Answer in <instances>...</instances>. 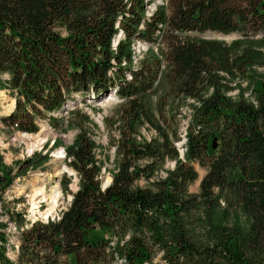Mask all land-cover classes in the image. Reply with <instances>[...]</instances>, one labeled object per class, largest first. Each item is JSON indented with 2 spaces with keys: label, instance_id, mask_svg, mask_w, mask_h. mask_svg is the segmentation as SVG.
Masks as SVG:
<instances>
[{
  "label": "trees",
  "instance_id": "1",
  "mask_svg": "<svg viewBox=\"0 0 264 264\" xmlns=\"http://www.w3.org/2000/svg\"><path fill=\"white\" fill-rule=\"evenodd\" d=\"M151 2L0 0V72L16 99L2 121L28 133L41 119L78 129L64 148L79 178L59 217L32 222L6 195L50 150L14 165L0 155V264H146L157 252L166 264H264V0H163L149 13ZM209 31L241 35L227 43ZM111 93L119 102L104 120L115 148L105 186L111 155H99L97 124L78 97ZM180 101L192 109L183 152ZM146 124L151 138L140 133ZM195 163L206 173L191 193Z\"/></svg>",
  "mask_w": 264,
  "mask_h": 264
},
{
  "label": "rangeland",
  "instance_id": "2",
  "mask_svg": "<svg viewBox=\"0 0 264 264\" xmlns=\"http://www.w3.org/2000/svg\"><path fill=\"white\" fill-rule=\"evenodd\" d=\"M163 0H152L149 5L150 12L156 7L157 4L162 3ZM241 34L232 32L228 34L219 32H207L204 34L207 38H215L227 43L232 42ZM140 45V46H139ZM137 52L144 51L146 45L137 43L135 46ZM9 79V74L0 72V155L3 157L4 162L9 165H14L17 161L26 159L34 152L43 151L46 153L50 150L51 159L41 168L31 170L25 177L16 179L13 186L8 190L6 198L10 207H16L17 210L25 212V216L33 221L42 219L47 221L49 218L59 217L65 209L68 208L73 198V193L79 187V178L77 173L68 166L66 154L64 153V146L72 143L78 129H69L68 131H58L50 126L46 119H41L39 122V131L36 133H28L19 130H14L5 125L2 118L8 116L15 108L16 99L10 94V90L6 87V81ZM80 108L87 113L90 118L97 124L90 125L93 137L99 144V155L105 160V154L111 155V159L105 162L103 168L104 184L109 183L112 179L109 168H114V147H110L107 129L105 128V118H112L115 120L118 112V98L114 93L109 94L108 97L92 99L87 98L86 102L81 97ZM72 106L70 109H73ZM171 107L169 106L168 109ZM173 114L179 120V136L182 137L181 141L177 142L181 152H183V144L185 142V134L191 118V107L184 102H175L173 106ZM66 113L67 111H63ZM170 112V111H169ZM69 114V113H68ZM140 133L146 138H151L156 134L155 130L150 126L143 125ZM56 138H61L62 145L51 149ZM48 145V146H46ZM175 162L169 160L161 174H165V169L173 168ZM198 170V178L190 183L189 191L191 193H198L200 190V182L206 173V169L199 163H195ZM108 168V169H106ZM144 183V181H142ZM59 194L56 204H51L50 196L54 193ZM47 196V198H46ZM49 199L48 201H45ZM224 206V203H223ZM53 208V209H52ZM8 216H5L7 220ZM9 234L8 255L16 257V244L18 230L14 222H9L7 227ZM110 237V234H105ZM112 264H127L121 258L115 257ZM146 264H166L162 258V253L157 252L152 262Z\"/></svg>",
  "mask_w": 264,
  "mask_h": 264
},
{
  "label": "bare ground",
  "instance_id": "3",
  "mask_svg": "<svg viewBox=\"0 0 264 264\" xmlns=\"http://www.w3.org/2000/svg\"><path fill=\"white\" fill-rule=\"evenodd\" d=\"M58 196H59V194H57L56 191H55V193L53 195H51L50 198H49V199H51L50 203L51 204H56ZM46 198H47V196H46ZM49 199H47L45 201H48Z\"/></svg>",
  "mask_w": 264,
  "mask_h": 264
},
{
  "label": "water",
  "instance_id": "4",
  "mask_svg": "<svg viewBox=\"0 0 264 264\" xmlns=\"http://www.w3.org/2000/svg\"><path fill=\"white\" fill-rule=\"evenodd\" d=\"M108 96H109V95H106L105 97H108ZM63 111H66V108H63ZM64 153L66 154L65 149H64ZM111 181H112V179H111ZM111 181H110V182H111ZM110 182H109V183H110ZM109 183H106L105 186H107Z\"/></svg>",
  "mask_w": 264,
  "mask_h": 264
},
{
  "label": "built area",
  "instance_id": "5",
  "mask_svg": "<svg viewBox=\"0 0 264 264\" xmlns=\"http://www.w3.org/2000/svg\"><path fill=\"white\" fill-rule=\"evenodd\" d=\"M33 221H35V220H33ZM16 246H18V243L16 244Z\"/></svg>",
  "mask_w": 264,
  "mask_h": 264
}]
</instances>
